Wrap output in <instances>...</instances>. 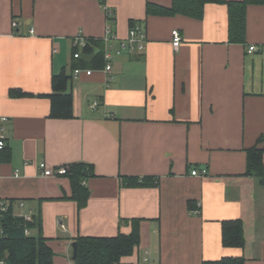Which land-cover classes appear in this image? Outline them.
<instances>
[{
    "label": "crops",
    "instance_id": "0c3cea01",
    "mask_svg": "<svg viewBox=\"0 0 264 264\" xmlns=\"http://www.w3.org/2000/svg\"><path fill=\"white\" fill-rule=\"evenodd\" d=\"M148 2L172 4L0 0V135L11 150L10 160L0 159V198L12 200L17 215L41 217L55 264L74 263L79 236L130 233L133 218L141 219V241L121 264H202L228 255L264 264V187L246 175L247 148L261 137L264 145V5L248 6L246 42L231 43L225 4L208 3L194 18L148 14ZM133 23L147 34L145 49L117 53ZM79 33L104 60L111 53L110 72L105 62L75 73ZM62 71L73 117L52 118L50 99L39 94L51 92ZM12 88L35 95L12 97ZM42 161L91 164L87 205L70 198L68 176H44ZM195 168L208 174L195 176ZM124 177L156 184L124 185ZM234 218L244 222V248L222 243V221Z\"/></svg>",
    "mask_w": 264,
    "mask_h": 264
},
{
    "label": "trees",
    "instance_id": "16d2710c",
    "mask_svg": "<svg viewBox=\"0 0 264 264\" xmlns=\"http://www.w3.org/2000/svg\"><path fill=\"white\" fill-rule=\"evenodd\" d=\"M106 4V0H99ZM225 4L228 8V40L231 43H245L247 32V9L250 4L264 5V0H172L170 6H163L152 2L147 3L148 14L176 15L184 14L194 18H202L206 4ZM108 19L113 20L111 12ZM136 23H133L132 27ZM90 40V41H89ZM92 39L80 50L79 62L76 67L96 64L104 65L103 52H95ZM96 43L95 40H93ZM76 51V50H74ZM52 91L39 94L50 99V113L52 118L73 117V94L68 91L69 76L65 72L53 75ZM12 97L34 96L32 92L21 88L10 89ZM258 143L247 148L246 175L254 176L259 180V185L264 187V145ZM0 159L8 161L11 150L5 146L0 150ZM95 175L94 168L86 162L70 164L68 173L72 185L70 198L78 202L79 208L87 205L90 191L86 181ZM149 177H124V185L150 186L156 184ZM3 199V198H0ZM6 210L0 214V264H55L54 250L49 245L47 238L42 234V219L38 215L28 220L25 216L17 215L12 208V200ZM140 218L132 219L130 233L120 232L115 236H79L77 258L73 264H121L124 256L134 253L141 241ZM33 229H38V234H32ZM222 243L226 247L244 248L246 244L244 222L241 218L222 221ZM202 264H246L243 255H228L218 259L204 260Z\"/></svg>",
    "mask_w": 264,
    "mask_h": 264
},
{
    "label": "built area",
    "instance_id": "2783aa9c",
    "mask_svg": "<svg viewBox=\"0 0 264 264\" xmlns=\"http://www.w3.org/2000/svg\"><path fill=\"white\" fill-rule=\"evenodd\" d=\"M109 12V10H107ZM18 21L16 19H14L12 21V25L14 27L18 26ZM31 32H34V29L31 28ZM107 33H111V25L107 26ZM172 42H173V46L175 48H178L182 42V34L181 31L179 29H174L172 31ZM88 43V39L82 34L79 33L77 34V36L74 39L73 42V46L75 48V52H74V56L76 58L80 57V50L85 47ZM146 43H147V34L146 32L141 28L140 25H135L134 27H132L129 31V36L126 39H122L120 40V46L117 50V53H122L124 51H129V52H135L137 50H144L146 47ZM255 50H257V46L256 45H251L248 48V52L252 53ZM110 58H111V53H106L105 54V59H106V66H105V70L110 72L112 70V66L110 64ZM82 71H86L87 74H91L92 70L91 69H87L84 70L83 68L77 67L75 68V73L79 74ZM98 104L97 101L94 102V105L96 106ZM2 120H6V117L1 118ZM6 146L5 143V138L4 135L1 134L0 135V150H2L4 147ZM40 166V170L42 172V174L44 176H62V175H66L68 173L70 164H63V165H57V166H52V165H48L46 162L42 161L39 164ZM192 174L195 176H205L208 174V169L207 168H203V169H193L192 170ZM10 205V201L8 200H4V199H0V214L3 210H6L7 207ZM28 220L32 219L31 215L25 216ZM145 260H147L148 258L145 257ZM134 264H139V262H135Z\"/></svg>",
    "mask_w": 264,
    "mask_h": 264
},
{
    "label": "water",
    "instance_id": "95a60500",
    "mask_svg": "<svg viewBox=\"0 0 264 264\" xmlns=\"http://www.w3.org/2000/svg\"><path fill=\"white\" fill-rule=\"evenodd\" d=\"M73 249H74V252H73V259H76L77 258V254H78V244L77 242H73Z\"/></svg>",
    "mask_w": 264,
    "mask_h": 264
}]
</instances>
